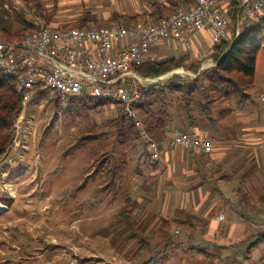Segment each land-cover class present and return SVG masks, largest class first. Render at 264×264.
I'll list each match as a JSON object with an SVG mask.
<instances>
[{
  "label": "rangeland",
  "instance_id": "obj_1",
  "mask_svg": "<svg viewBox=\"0 0 264 264\" xmlns=\"http://www.w3.org/2000/svg\"><path fill=\"white\" fill-rule=\"evenodd\" d=\"M37 3L44 15L56 11L48 23L55 25L73 26L84 11L98 21L116 12H148L144 0H0L10 31L26 26L23 20L36 26L47 24L37 12ZM248 22L244 19L239 26L236 23V29ZM233 28L234 22L230 31ZM202 37L197 34L192 41L202 45L204 52L199 58L206 62L202 55L210 44ZM166 57L170 54H161L157 59ZM203 69L202 64L200 70ZM249 92L253 102L263 103L264 44ZM173 105L176 104L170 101L166 108L173 112ZM117 107L115 104L104 111L71 114L57 113L52 105L39 106L31 101L22 106L12 144L0 159V264H150L147 261L156 253L160 254L151 264H264V244L250 254L247 251L254 233L264 232V219L259 216H252L246 225L252 236H247L248 232L242 236V229H237L231 245L225 242L228 246L221 248L219 243L224 240L210 237L207 230L212 219L218 220L219 202L213 203L211 212L215 211L209 222L197 214H187L186 227L177 224L174 217L156 212L161 205V209L165 207L162 203L151 210L152 206L145 203L147 199H161L167 191L153 190L151 183L157 180L149 174V166H137L143 141L130 137L131 144L119 143L122 137L118 133ZM153 112L152 116H142L150 125L158 117ZM94 128L99 134L95 141H80L82 134L89 135ZM103 158L118 168L110 184L99 167ZM186 173L180 169L175 174L176 181L186 182ZM137 197L143 199L141 204L134 201ZM172 210L175 217L185 218L180 206ZM122 212L127 213L123 217L126 221L121 219ZM221 212L225 217L220 219L221 225L234 223L229 209L222 208ZM137 227L152 239L138 258L134 254L140 242L126 232L127 228ZM185 229L191 233L178 237L176 231ZM190 244L207 249L209 255L192 256Z\"/></svg>",
  "mask_w": 264,
  "mask_h": 264
},
{
  "label": "built area",
  "instance_id": "obj_2",
  "mask_svg": "<svg viewBox=\"0 0 264 264\" xmlns=\"http://www.w3.org/2000/svg\"><path fill=\"white\" fill-rule=\"evenodd\" d=\"M230 3L195 0L159 22L139 21L132 26H42L21 39L0 40V71L15 80L17 92L23 96L22 106L31 101L39 106L57 103L64 108L71 99L87 96L118 104L147 142L152 158L160 159L164 146L150 136L137 111L144 99L142 88L174 75L196 74L181 67L158 78H146L134 67L155 60L152 51L163 43L181 42L191 48L193 37L202 31H209L212 45L221 43L230 35ZM241 7L238 26L243 19L261 17L264 0H243ZM239 33L237 28L236 35ZM167 137L172 147L183 151L207 156L214 152V139L196 128L175 126L167 131Z\"/></svg>",
  "mask_w": 264,
  "mask_h": 264
},
{
  "label": "trees",
  "instance_id": "obj_3",
  "mask_svg": "<svg viewBox=\"0 0 264 264\" xmlns=\"http://www.w3.org/2000/svg\"><path fill=\"white\" fill-rule=\"evenodd\" d=\"M242 1L231 0L228 15L231 23L234 22V28L230 31L229 27V32H231L229 37L219 44L212 45L206 56L207 60L215 63L214 66L200 70L203 61L195 60L189 53H186L177 57L170 56L156 58L153 61L146 60L134 67L138 75L146 78H158L181 67L197 74L196 77L174 75L165 81L142 88L144 99L137 107L139 115L141 118L147 115L152 116L154 115L153 111H156L158 115L151 125L146 119L142 118L151 137L163 142L164 139L168 138L167 131L172 127L178 126L179 121L181 122L183 118L188 124V127L184 129L196 128L205 133L203 130H212L221 120L235 113L237 110H242L248 106L253 98L249 91L254 85L257 56L264 44V11L258 19H249L248 23L242 25L240 33L237 36L236 23L239 18L242 19L243 14ZM144 2L149 5L148 12L133 15L116 12L107 19L98 21L90 17L89 11H84L73 26L61 24H58V26L64 28H83L90 26H111L113 24L132 26L139 21L159 22L179 6H190L195 0H166L164 3L160 0H144ZM36 6L38 7L37 12H40L45 18L46 25L52 24L48 23L56 11L53 10L44 15L41 5L37 3ZM23 21L26 23V26L14 32L10 31L7 26L6 11L0 5V40L21 39L26 35L33 34L40 27L46 26H36L33 22ZM170 101L176 104V109H173V112H171L170 108H166V105ZM115 104L87 96L71 99L68 106L64 108L59 107L57 103H53L52 106L56 109L57 113L77 114L81 110L104 111V108H107V106L110 107ZM22 105L23 96L17 92L15 80L0 71V159L7 154L12 144L15 121L21 112ZM117 106L120 112L116 118L118 133L122 137L119 143L123 145L127 143L131 144L130 137L136 142L143 141L144 147L143 152L138 156V166H141L139 161L142 159L144 162L157 163L159 159L152 158L147 142L141 137L139 130L124 115L121 107L118 104ZM171 114L174 116L172 117ZM98 136L99 134L94 128L90 131L89 135L82 134L80 141L83 142L86 139L95 141ZM99 167L110 184L118 168L115 167V164H111L108 158L105 160L103 158L100 161ZM126 214V212H122L121 219L123 221H126V219H123ZM126 232H128L131 239H137L140 242L134 254L138 258L150 246L152 239L145 235L138 227L127 228ZM253 237L254 241L248 246V253L264 244V232L256 233ZM169 244L166 245V248ZM189 252L192 256L195 254L200 257L209 255L207 249L194 244H190ZM159 254L153 255L147 262L153 263Z\"/></svg>",
  "mask_w": 264,
  "mask_h": 264
},
{
  "label": "crops",
  "instance_id": "obj_4",
  "mask_svg": "<svg viewBox=\"0 0 264 264\" xmlns=\"http://www.w3.org/2000/svg\"><path fill=\"white\" fill-rule=\"evenodd\" d=\"M148 6L146 4L145 7ZM197 34L203 36L202 38L210 44L208 51L202 55L206 58L212 46L210 33L202 31ZM152 52L156 57L165 53L176 57L189 53L193 59L200 60L199 55L204 50L200 43H193V46L187 49L181 42L177 44L169 42L163 43ZM209 66H212V61L206 59L203 67ZM176 127L186 128L188 124L183 118ZM203 131L215 142L211 156L183 151L172 147L168 139H164L162 142L164 153L157 163L142 164V160L139 161L141 163L139 168L148 165L149 174L157 180L151 183V186H154L153 190L167 191L161 199L149 198L145 203L152 206L151 210L155 209L158 202L159 205L162 203L166 208L161 209V205L156 212L172 216L177 224L186 227L187 216L192 214H197L209 222V216L215 211L211 212L213 203L219 202L218 220L212 219L207 230L210 237L224 240L223 243H219L221 248H224L228 244L231 245V238L237 229H242L244 233L242 236L247 232V236H252L246 227L252 216L264 219V101L257 104L251 100L246 108L237 110L221 120L212 130ZM180 169L187 171L185 180L188 183L176 181L175 174ZM196 180H199V183L195 182ZM134 201L141 204L143 199L137 197ZM176 205L183 208L186 213L184 219L175 217L176 213H173L172 208ZM222 208L226 211L229 209L228 215L234 223L221 225ZM224 219L225 217H222V220ZM187 229L177 230L176 233L180 235L178 237L189 235L191 230ZM173 232L175 233V229ZM227 238L229 240L225 241Z\"/></svg>",
  "mask_w": 264,
  "mask_h": 264
}]
</instances>
